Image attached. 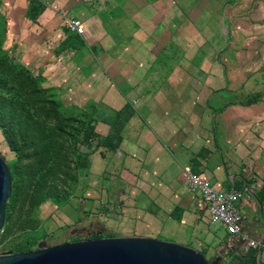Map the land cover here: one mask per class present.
I'll list each match as a JSON object with an SVG mask.
<instances>
[{
  "label": "crops",
  "instance_id": "1",
  "mask_svg": "<svg viewBox=\"0 0 264 264\" xmlns=\"http://www.w3.org/2000/svg\"><path fill=\"white\" fill-rule=\"evenodd\" d=\"M31 1L0 0V42L10 54L45 74L55 69L50 63H80L76 69L81 73L82 62H109L104 69L109 86L90 80L94 89L89 90L80 79V89L75 86L72 91L76 102L83 107L90 101L105 102L109 121L112 112L129 101L135 109L120 148L109 152V227L116 229H109L104 237H154L200 252L215 251L222 264H264V247L253 248L240 235H230L221 224L211 223L202 199L188 192L182 177L185 169H191L206 175L216 189L240 190L242 232L264 245V201L258 199L264 186V117L252 108L208 106L207 98L203 100L193 86H178V76L187 71L162 75L145 68L146 61L156 59L153 51L176 45L179 34L186 46L194 44L195 28L189 18L180 27L172 21L160 23L169 14L171 19L174 8L141 6L140 0H133L137 3L130 10V0H107V9L97 8L102 0H35L43 8L32 21L27 17ZM146 15H151L150 22ZM174 15L176 21L179 13ZM154 16H159L157 22ZM69 17L79 19L87 34L69 32L64 27ZM124 18L131 22L126 29L121 26ZM90 46H97L95 55L86 51ZM42 63L47 66L37 68ZM150 74L169 81L147 87L135 97L134 90L139 88L129 85L131 79ZM61 79L65 86L71 85L67 75ZM97 125L103 134L108 132L103 123Z\"/></svg>",
  "mask_w": 264,
  "mask_h": 264
},
{
  "label": "rangeland",
  "instance_id": "2",
  "mask_svg": "<svg viewBox=\"0 0 264 264\" xmlns=\"http://www.w3.org/2000/svg\"><path fill=\"white\" fill-rule=\"evenodd\" d=\"M130 2L129 10L134 9L137 1ZM139 3L149 7L171 6L174 8L171 19L169 14L160 23L172 21L180 27L189 18L195 28L192 46H186L185 37L179 34L176 45L173 42L170 47L153 51L156 59L146 61V69L161 74L187 71L178 76V86H193L203 100L207 98L208 106L252 108L257 116L264 117V0H140ZM100 7L107 9V0H102L97 8ZM174 11L179 13L176 21ZM150 17L146 15L147 22ZM158 17L154 16L156 22ZM121 21L124 29L131 23L126 18ZM90 47L85 50L95 55L97 46ZM3 49L7 52L0 62V156L9 166L11 196L15 194L16 201L9 207V217L0 231V254L24 252L17 251L22 246L32 251L77 238L91 239L93 231L103 235L109 234V229L115 231L116 228L109 227V152L120 147L111 151L109 144L100 142L109 133V108L105 102L91 101L83 107L72 92L75 86L80 89V79L88 83L89 90L94 89L90 80L104 81L102 87L109 86V74L104 70L106 66L109 68V62H82L81 73L76 69L80 63L75 66L50 63L55 69L45 74L30 69L4 45ZM43 64L47 66L42 63L37 68ZM74 73L77 78L72 77ZM64 75L71 85L63 84ZM116 80L122 82L121 78ZM167 81L168 77L155 78L150 74L131 79L129 85L139 88L134 90L136 97L143 94L138 95L139 91ZM65 93H69V98L64 101ZM52 101H59L63 108L55 111ZM127 104L134 107L130 101ZM89 117L95 119L89 122L94 125V132L82 130L75 121L88 122ZM98 123L106 125L108 132L103 134ZM201 252L216 261L215 251Z\"/></svg>",
  "mask_w": 264,
  "mask_h": 264
},
{
  "label": "water",
  "instance_id": "3",
  "mask_svg": "<svg viewBox=\"0 0 264 264\" xmlns=\"http://www.w3.org/2000/svg\"><path fill=\"white\" fill-rule=\"evenodd\" d=\"M11 191V172L0 156V231ZM222 260L211 261L192 247L146 236L99 237L0 254V264H218Z\"/></svg>",
  "mask_w": 264,
  "mask_h": 264
},
{
  "label": "built area",
  "instance_id": "4",
  "mask_svg": "<svg viewBox=\"0 0 264 264\" xmlns=\"http://www.w3.org/2000/svg\"><path fill=\"white\" fill-rule=\"evenodd\" d=\"M69 32L84 35L85 28L77 18L67 19ZM184 184L189 193L197 194L202 199L211 223H219L230 235H240L253 248L264 247L242 232L243 212L238 203L243 193L237 189L219 190L213 187L206 175L185 169L182 173Z\"/></svg>",
  "mask_w": 264,
  "mask_h": 264
},
{
  "label": "trees",
  "instance_id": "5",
  "mask_svg": "<svg viewBox=\"0 0 264 264\" xmlns=\"http://www.w3.org/2000/svg\"><path fill=\"white\" fill-rule=\"evenodd\" d=\"M42 8L43 6L41 5V3L35 0L31 1L28 12H27V17L32 21H36V18L40 15ZM3 50H4L3 45L0 42V62H2L7 52V51L3 52ZM21 67L23 66L21 65ZM51 107L54 108L55 111L58 110L59 108H63L62 103H60L59 101H56V102L52 101ZM133 114H134V108L130 104H126L121 110L112 112V117L110 118V121H109V127H110L109 133L106 137H101L102 141L100 142L109 144V150L111 151L118 149L121 146V143L123 141V130L125 128V125L128 123V121L130 120ZM93 120L95 121L93 117H89L88 122L78 120V119L75 121L82 130H89L90 132H94L95 131L94 125L89 123V122H92ZM258 199L260 202L264 201V186L261 188V190L258 193ZM15 201H16V195L13 194L10 197L9 202L6 204L7 213H6L5 220H7L9 217L8 215L9 207L12 206ZM99 237H104V235L99 234L98 231H93V235L91 236V238H99ZM79 240L80 239L78 238L75 239V241H79ZM30 250L31 249L28 246H22V247L17 248V251H30ZM231 264H234V262H232Z\"/></svg>",
  "mask_w": 264,
  "mask_h": 264
}]
</instances>
